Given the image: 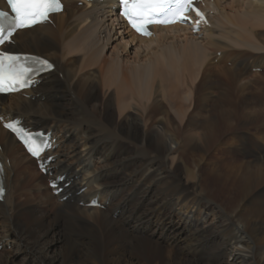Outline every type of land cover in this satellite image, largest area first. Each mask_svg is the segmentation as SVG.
Listing matches in <instances>:
<instances>
[{
    "label": "bare ground",
    "instance_id": "6f19581e",
    "mask_svg": "<svg viewBox=\"0 0 264 264\" xmlns=\"http://www.w3.org/2000/svg\"><path fill=\"white\" fill-rule=\"evenodd\" d=\"M64 2L51 16L57 32L42 23L12 38L62 74L0 96V117L56 138L44 175L0 124V264L19 254L31 264H264V145L240 134L264 129V92L246 93L226 66L231 84L211 91L209 67L264 49L254 22L264 0H204L207 26L153 27L150 38L126 27L115 0ZM61 175L59 186L70 183L55 195L48 181ZM95 197L102 209L88 206Z\"/></svg>",
    "mask_w": 264,
    "mask_h": 264
},
{
    "label": "rangeland",
    "instance_id": "374dc122",
    "mask_svg": "<svg viewBox=\"0 0 264 264\" xmlns=\"http://www.w3.org/2000/svg\"><path fill=\"white\" fill-rule=\"evenodd\" d=\"M207 1H208V3H212L214 0H211L212 2L211 1L209 2V0H206V2ZM242 5H244V4H242ZM73 6H77L78 8L86 7L85 3H82V4L81 3H74ZM68 9H69V7H68ZM208 19H209V16H208ZM254 22H258L257 23L258 26L256 27V29H258V32L261 33L262 37H260V38H264V21L254 20ZM48 24L52 25V22H49ZM51 28L55 32L58 31L57 25H55V27L51 26ZM55 39L59 40L58 36ZM10 49L12 51H18L17 49H12V47H10ZM238 49H239V51L243 52V55L236 56V57H235V55H233V56L229 57L230 61H228V62H224L223 60H218V59H216V60L214 59L210 62L209 67L212 69V71L215 70V72H214L216 74L215 79L217 80V82H214V84L217 83V85H214L213 90H211V91L217 92V91L222 90L223 89L222 81L227 82V84H231L227 80L228 79L227 74L218 72V68H221L222 66L223 67L226 66V68H228L232 71L234 70L235 72H237L249 84L248 90H246L245 92L248 93L249 95H254L253 97H255V95H259L258 94L259 92H262V93L264 92V49L260 48L257 51H255L254 49H252L250 47H240ZM131 50H133V49H131ZM213 51H214V49H213ZM245 53H247V54H245ZM211 54L213 56H215V53L211 52ZM220 56H221V52L219 51L217 53V58H219ZM259 68H260V70H258ZM52 72L59 74V75L62 74L61 70L55 69ZM261 96H262V98H264V94H262ZM23 97H28V95L23 94ZM34 100H36V98ZM34 100H32V101H34ZM245 102H246L245 100L241 102L242 106L245 105ZM248 104H251L252 106H257V105L259 106V104L254 103L251 99L247 100L246 105L248 106ZM57 122H56V126L58 127V125H60L59 122H61V120H57ZM262 123H264V121ZM261 130L258 131V129H256V128L248 127V129L242 130L240 132V134H243V135L249 134V136L253 138L252 140L255 141V139H256L257 142H259V140H260V142H262V145H264V129H261ZM257 137H258V139H257ZM171 146L174 147V144H171ZM234 150H236V149H234ZM262 150H264V146L262 147ZM32 170H33L32 173L34 174L35 170H36L35 167ZM38 172H39V170H38ZM12 174H14V171H12ZM262 181H264V180H262ZM260 183H262V182H260ZM263 186H264V182L262 184H260L258 188H262ZM46 191H47V189L45 186H43L42 188L37 190V192H46ZM82 191H83V189L80 190V192H82ZM60 201H63V200L60 198ZM98 208L102 209V207H98ZM59 247H60L59 243L57 244V246H56V244L53 245L51 247V249L53 248V250L50 252L49 255L53 257L56 254V251ZM2 249H3V247L0 245V252L3 251ZM4 249L7 250L9 254H13L15 252V248L11 244H8ZM234 250L240 251V250H242V248L240 246H235ZM13 263L14 264H31L29 260L23 261L21 259L20 254L14 258ZM226 263L230 264L231 259H228Z\"/></svg>",
    "mask_w": 264,
    "mask_h": 264
}]
</instances>
